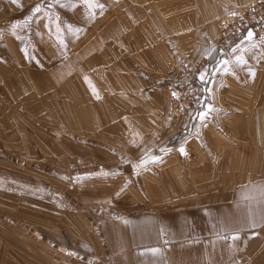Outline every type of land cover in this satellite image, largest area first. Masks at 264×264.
<instances>
[{
  "label": "rangeland",
  "instance_id": "obj_1",
  "mask_svg": "<svg viewBox=\"0 0 264 264\" xmlns=\"http://www.w3.org/2000/svg\"><path fill=\"white\" fill-rule=\"evenodd\" d=\"M70 1L0 0V264H111L113 223L125 229L129 215L154 211L167 193L180 191L170 188L180 174L155 172L157 137L196 130L175 116L170 91L205 58L188 54L168 64L164 114L151 109L145 124L129 127L123 103L113 107L97 98L94 81L70 76L79 40L96 25L68 13ZM82 1L92 12L99 0ZM229 14L200 13L201 29L216 25L217 36ZM170 15L177 14H169V23ZM80 84L94 98L87 106L75 89ZM240 128L226 127L235 136ZM246 129L256 131L253 124ZM248 259L264 261V237Z\"/></svg>",
  "mask_w": 264,
  "mask_h": 264
},
{
  "label": "crops",
  "instance_id": "obj_2",
  "mask_svg": "<svg viewBox=\"0 0 264 264\" xmlns=\"http://www.w3.org/2000/svg\"><path fill=\"white\" fill-rule=\"evenodd\" d=\"M253 1L99 0L88 12L82 0H71L65 10L96 25L79 40L70 76L94 81L97 98L113 107L123 103L129 127L145 124L151 109L161 118L167 65L188 54L207 59L215 50L217 27L202 30L200 13L209 19ZM169 14H177L170 23ZM236 47L209 79L205 110H212L203 124L199 118L185 137L176 131L157 137L155 172L180 174L169 184L180 191L167 193L154 211L129 215L125 229L113 223L111 264H264L248 259L264 237V44L252 37ZM75 89L86 106L94 99L88 85ZM251 124L255 133L246 129ZM229 125L242 129L235 136Z\"/></svg>",
  "mask_w": 264,
  "mask_h": 264
},
{
  "label": "built area",
  "instance_id": "obj_3",
  "mask_svg": "<svg viewBox=\"0 0 264 264\" xmlns=\"http://www.w3.org/2000/svg\"><path fill=\"white\" fill-rule=\"evenodd\" d=\"M249 31L253 33V38L258 43L264 44V0L250 2L224 18L215 38V50L212 60L207 58L196 63L192 66L191 71L186 72L187 80L185 84L182 87L171 89V109L176 112L175 116L179 117L180 121H189L191 124L196 122L195 117L198 120L197 112L202 111L207 103V84L201 83L199 74L205 68L208 71L213 70L212 67L215 63L218 66L220 61H223L230 52L237 48L236 45L247 40L245 37H247ZM184 71H186L185 68ZM214 71L215 69L209 73L210 76ZM174 93L175 95H173ZM183 97L186 98V101L183 100Z\"/></svg>",
  "mask_w": 264,
  "mask_h": 264
},
{
  "label": "snow or ice",
  "instance_id": "obj_4",
  "mask_svg": "<svg viewBox=\"0 0 264 264\" xmlns=\"http://www.w3.org/2000/svg\"><path fill=\"white\" fill-rule=\"evenodd\" d=\"M36 11H39V8H37ZM252 37H253V33H252L251 31H249V32H248V35H247V37H245V39H247V40H251ZM220 63H223L224 65H227L229 62H228L227 60H223V61H220ZM206 77H207V78H210V74H209L207 68H205L204 71L201 72V73L199 74V79H200L201 83H206V82H207ZM173 95H175V93H174ZM197 102L199 103V100H198ZM211 110H212V109H211V106H208V108H207L206 110H204V111H198V112H197V115H198L199 117H201V118H204V117L207 116V114H208ZM180 151H181V153L184 152L183 147L180 149ZM142 163H147V161H142ZM233 238L235 239L236 237L234 236ZM152 251H153V252H156V251H158V250H157V249H153Z\"/></svg>",
  "mask_w": 264,
  "mask_h": 264
},
{
  "label": "trees",
  "instance_id": "obj_5",
  "mask_svg": "<svg viewBox=\"0 0 264 264\" xmlns=\"http://www.w3.org/2000/svg\"><path fill=\"white\" fill-rule=\"evenodd\" d=\"M214 57V54H212V56L209 58L210 60H212V58ZM196 125V122H192L191 123V126H195ZM186 132H187V130H182L181 132H179L178 134H177V136L178 137H185L186 136Z\"/></svg>",
  "mask_w": 264,
  "mask_h": 264
}]
</instances>
